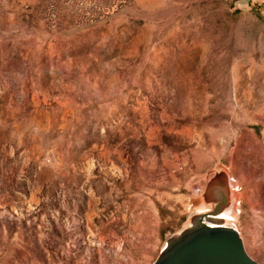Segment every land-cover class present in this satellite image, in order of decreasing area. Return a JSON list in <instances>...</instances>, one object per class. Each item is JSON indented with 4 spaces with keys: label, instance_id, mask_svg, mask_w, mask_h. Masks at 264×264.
<instances>
[{
    "label": "rangeland",
    "instance_id": "1",
    "mask_svg": "<svg viewBox=\"0 0 264 264\" xmlns=\"http://www.w3.org/2000/svg\"><path fill=\"white\" fill-rule=\"evenodd\" d=\"M221 213L264 264V0H0V264H152Z\"/></svg>",
    "mask_w": 264,
    "mask_h": 264
},
{
    "label": "water",
    "instance_id": "2",
    "mask_svg": "<svg viewBox=\"0 0 264 264\" xmlns=\"http://www.w3.org/2000/svg\"><path fill=\"white\" fill-rule=\"evenodd\" d=\"M152 264H258L245 252L238 232L226 226H193L171 239Z\"/></svg>",
    "mask_w": 264,
    "mask_h": 264
},
{
    "label": "bare ground",
    "instance_id": "3",
    "mask_svg": "<svg viewBox=\"0 0 264 264\" xmlns=\"http://www.w3.org/2000/svg\"><path fill=\"white\" fill-rule=\"evenodd\" d=\"M227 213V212H226ZM217 220H221V223L217 224L216 223H211L209 224V226L211 227H219V226H227L228 225V222L230 221V215H226L224 213H221L219 217L216 218ZM196 224V223H195ZM188 225V224H187ZM191 228V227H190Z\"/></svg>",
    "mask_w": 264,
    "mask_h": 264
},
{
    "label": "built area",
    "instance_id": "4",
    "mask_svg": "<svg viewBox=\"0 0 264 264\" xmlns=\"http://www.w3.org/2000/svg\"><path fill=\"white\" fill-rule=\"evenodd\" d=\"M226 227H231V228H233L231 225H230V226L228 225V226H226ZM233 229H234V228H233Z\"/></svg>",
    "mask_w": 264,
    "mask_h": 264
}]
</instances>
